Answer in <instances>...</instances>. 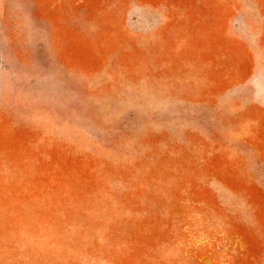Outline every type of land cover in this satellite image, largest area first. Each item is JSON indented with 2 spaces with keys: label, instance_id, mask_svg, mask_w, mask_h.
Masks as SVG:
<instances>
[{
  "label": "rangeland",
  "instance_id": "rangeland-1",
  "mask_svg": "<svg viewBox=\"0 0 264 264\" xmlns=\"http://www.w3.org/2000/svg\"><path fill=\"white\" fill-rule=\"evenodd\" d=\"M0 264H264V0H0Z\"/></svg>",
  "mask_w": 264,
  "mask_h": 264
}]
</instances>
